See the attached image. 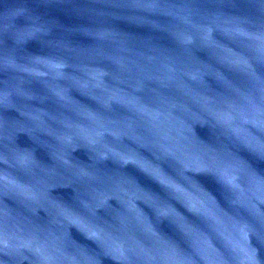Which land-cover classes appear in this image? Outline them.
I'll return each instance as SVG.
<instances>
[{"label":"water","instance_id":"95a60500","mask_svg":"<svg viewBox=\"0 0 264 264\" xmlns=\"http://www.w3.org/2000/svg\"><path fill=\"white\" fill-rule=\"evenodd\" d=\"M0 264H264V0H0Z\"/></svg>","mask_w":264,"mask_h":264}]
</instances>
